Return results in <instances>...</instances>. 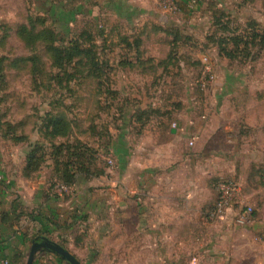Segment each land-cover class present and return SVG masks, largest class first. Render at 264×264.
I'll list each match as a JSON object with an SVG mask.
<instances>
[{
	"label": "rangeland",
	"instance_id": "obj_1",
	"mask_svg": "<svg viewBox=\"0 0 264 264\" xmlns=\"http://www.w3.org/2000/svg\"><path fill=\"white\" fill-rule=\"evenodd\" d=\"M182 1L174 14L158 0L147 7H83L69 27L70 10L78 7L0 0V183L37 181L44 196L52 192L61 183L53 161L26 177V155L33 143L48 144L40 132L47 113L71 120L67 140L89 145L92 167L104 171L88 179L79 174L70 192L50 195L79 216L61 230V242L83 264H264V0ZM24 24L35 33L51 28L62 42L91 35L98 66L90 55L84 65L57 67L47 43L17 35ZM227 38L233 39L222 43ZM224 47L237 56L226 57ZM205 56L216 76L203 84ZM159 119L181 129L178 138L162 132L155 140L169 161L179 159L177 182L199 187L200 217L191 213L176 245L139 235L143 216L128 203V171L120 166L137 146H152L146 131ZM22 134L27 139L17 140ZM218 179L242 186L222 219L211 215ZM246 206L253 208L250 220L238 223Z\"/></svg>",
	"mask_w": 264,
	"mask_h": 264
},
{
	"label": "crops",
	"instance_id": "obj_2",
	"mask_svg": "<svg viewBox=\"0 0 264 264\" xmlns=\"http://www.w3.org/2000/svg\"><path fill=\"white\" fill-rule=\"evenodd\" d=\"M77 1L69 0L67 6L147 7L151 4V0H84L76 3ZM157 122V125L146 131L152 139V146L145 150L142 146H137L129 155L128 165L120 166L122 170L128 171V203L135 214L138 211L143 216L144 224L137 226L139 235L160 237L159 240L153 239V242L149 240L150 243L160 241L176 245L184 234L181 229L185 228V223L194 220V214L191 213L197 211V217H200V196L197 193L199 187L194 182L179 184L177 178L182 176L179 159L169 161L166 158V147L155 143L156 137L162 132L178 138L181 129L171 127L164 119ZM22 183L24 184L15 185L11 181L0 183V264H27L29 252L35 242L48 240L65 247L61 242L64 239L61 230L71 227L72 224L68 223L76 218V215L72 216L73 213L69 212L70 203L59 204L52 197L44 196L41 183ZM15 187L16 190L10 192ZM121 203H124V196L120 194L119 205ZM46 249L36 253L34 262L43 261Z\"/></svg>",
	"mask_w": 264,
	"mask_h": 264
},
{
	"label": "trees",
	"instance_id": "obj_3",
	"mask_svg": "<svg viewBox=\"0 0 264 264\" xmlns=\"http://www.w3.org/2000/svg\"><path fill=\"white\" fill-rule=\"evenodd\" d=\"M39 1V0H38ZM52 7H68L67 1L69 0H46ZM182 1V0H181ZM183 2V1H182ZM70 7V6H69ZM74 7V6H73ZM80 9V10H77ZM77 10V11H76ZM83 7H78L70 10L71 16H69L66 20V25L73 23L75 21L77 15L81 13ZM67 12V11H66ZM31 27L27 25H21L17 29V35L26 40L28 43H36L38 41H43L47 43L49 46L50 54L53 57L54 65L61 68L64 66H69L73 62H79L82 65L86 64L85 60L91 55V62L93 67H97L99 64V59L96 57V53L93 51V46L90 43H94V39L91 35H87L85 39H83V34L79 37H75L64 40L63 42L58 40L56 41L57 33L51 28L47 31H38L35 33L30 29ZM238 37H236L237 39ZM233 38L223 39L224 44L230 42ZM89 42V44H88ZM62 43V44H61ZM239 44V42H237ZM236 44V45H238ZM90 45V47H87ZM237 50L231 51L226 47L222 48V53L226 55V57H236ZM3 57H0V64L3 60ZM31 60H37L36 57H33ZM0 68V72H1ZM41 134L45 141L48 144L41 143L37 141L31 145V149L28 151L26 155V163L23 168V174L26 177L35 176V174L41 169L42 165L48 161V159L53 161L55 166V173L59 177V181L61 183L75 186L78 182L79 174H83L87 179L89 177H94L98 174H103L104 171H95V167H92L95 163L94 158V150L90 148L84 141H80L78 139L73 142L68 141L69 137L72 134V122L68 120V118L64 114H56L53 112L47 113V116L43 119L42 128L40 129ZM17 140L24 141L27 139L26 135H19L16 137ZM58 139H61L58 142ZM63 139V140H62ZM70 142V143H69ZM50 146V148H49ZM51 146L54 148V151H51ZM73 149V159H64L61 160L64 156H67ZM59 154V155H58ZM59 159V161L54 162L53 159ZM48 197L50 195L51 190L48 191ZM77 217V216H75ZM78 218V217H77ZM50 249H46L45 253L47 255H53L56 259L63 263L67 262L71 264L69 261L61 257L58 253L54 252ZM11 264V263H10ZM34 264H43V261L37 260Z\"/></svg>",
	"mask_w": 264,
	"mask_h": 264
},
{
	"label": "built area",
	"instance_id": "obj_4",
	"mask_svg": "<svg viewBox=\"0 0 264 264\" xmlns=\"http://www.w3.org/2000/svg\"><path fill=\"white\" fill-rule=\"evenodd\" d=\"M178 0H158V3L162 10L169 14H174L179 10ZM204 65L203 77L201 82L205 84L206 78L208 77L210 81L215 79V70L212 59L208 56L202 59ZM193 143V142H192ZM110 164L114 167L113 161L110 160ZM215 189L217 191L216 203L212 209L211 215L213 217L225 218L226 212L231 209L232 205L240 198L242 193V186L239 182L229 179H218L215 183ZM72 190L70 185L64 183H54V188L52 187V194L68 193ZM253 208L251 206H246L244 209H240L237 213V222L245 223L250 220ZM5 264H9L6 262Z\"/></svg>",
	"mask_w": 264,
	"mask_h": 264
},
{
	"label": "water",
	"instance_id": "obj_5",
	"mask_svg": "<svg viewBox=\"0 0 264 264\" xmlns=\"http://www.w3.org/2000/svg\"><path fill=\"white\" fill-rule=\"evenodd\" d=\"M50 249L56 253H58L60 256H62L64 259L69 261L71 264H83L74 254H72L68 249L65 247L54 243L52 241H44V242H35L29 252L27 264H33L34 259L36 256V253L41 249Z\"/></svg>",
	"mask_w": 264,
	"mask_h": 264
}]
</instances>
